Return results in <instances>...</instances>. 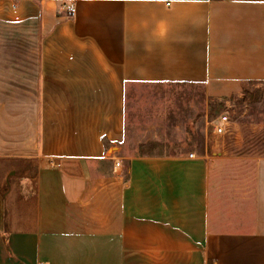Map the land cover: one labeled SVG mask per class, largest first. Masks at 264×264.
<instances>
[{
    "label": "crops",
    "instance_id": "0c3cea01",
    "mask_svg": "<svg viewBox=\"0 0 264 264\" xmlns=\"http://www.w3.org/2000/svg\"><path fill=\"white\" fill-rule=\"evenodd\" d=\"M242 82L264 0H0V264H264V157L250 229L220 231L210 162L122 152L132 83Z\"/></svg>",
    "mask_w": 264,
    "mask_h": 264
},
{
    "label": "rangeland",
    "instance_id": "374dc122",
    "mask_svg": "<svg viewBox=\"0 0 264 264\" xmlns=\"http://www.w3.org/2000/svg\"><path fill=\"white\" fill-rule=\"evenodd\" d=\"M223 114L230 119L229 130L216 135L213 126ZM126 151L204 158L211 168L213 228L248 230L253 219L256 162L264 157V82L211 88L187 83L131 84L126 92L122 152ZM22 166L33 176L37 171L36 163ZM27 189L34 199L35 181ZM7 204L4 199L6 215ZM14 209L17 214L23 210L21 206ZM1 213L0 207V217Z\"/></svg>",
    "mask_w": 264,
    "mask_h": 264
},
{
    "label": "built area",
    "instance_id": "2783aa9c",
    "mask_svg": "<svg viewBox=\"0 0 264 264\" xmlns=\"http://www.w3.org/2000/svg\"><path fill=\"white\" fill-rule=\"evenodd\" d=\"M66 14L67 17L72 18L74 17V10L72 8H67L66 9ZM229 124H230V119L227 115L223 114L221 115L217 120L216 123L214 124V133L216 135H223L225 133H227V131L229 130ZM190 158H194L195 155L194 154H190L189 155ZM122 162L120 160H115V168L116 170L121 168V164Z\"/></svg>",
    "mask_w": 264,
    "mask_h": 264
},
{
    "label": "trees",
    "instance_id": "16d2710c",
    "mask_svg": "<svg viewBox=\"0 0 264 264\" xmlns=\"http://www.w3.org/2000/svg\"><path fill=\"white\" fill-rule=\"evenodd\" d=\"M132 84H140V83H132ZM141 84H148V83H141ZM150 84H156V83H150ZM132 154L140 155L137 153H132ZM140 156H149V155H140Z\"/></svg>",
    "mask_w": 264,
    "mask_h": 264
}]
</instances>
